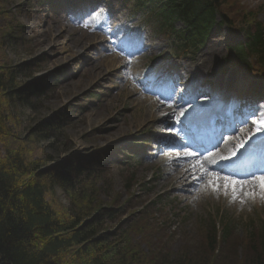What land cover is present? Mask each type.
Returning <instances> with one entry per match:
<instances>
[{
	"label": "rangeland",
	"instance_id": "rangeland-1",
	"mask_svg": "<svg viewBox=\"0 0 264 264\" xmlns=\"http://www.w3.org/2000/svg\"><path fill=\"white\" fill-rule=\"evenodd\" d=\"M62 1L53 8L31 6L27 0H0V73L6 72L3 74L7 81L14 78L18 87L14 99L0 90V98L5 101L1 108L5 110L4 127L10 129L1 134L6 137L0 141L1 158L9 144L12 151L23 145L28 160H36L42 171L51 172L61 163L78 165L87 161L85 164L90 166L91 159L105 156V166L98 167H107L108 173L102 171L103 177L91 196L97 198L93 205L115 210L114 219H105L100 232L115 234L105 237L106 245L103 244L109 246L112 261L115 248L125 246L115 245V241L121 242L129 231V248L142 252V264L249 262L257 250L253 247L257 241L247 236V220H255L256 225L264 220V189L255 183L233 186L230 180L216 174L206 181V176L200 181L191 179L180 189L161 183L163 160L158 158H164L165 153L160 155L162 142L157 136H165L160 128L164 120H156L148 98L155 97L150 74L168 68L170 63H163L166 59L187 68L182 81L193 79L195 85L204 82L202 92H213L219 81L227 87L223 81L239 77L243 83L237 85L236 91L246 92V96L264 95V73L254 72L255 64L249 70L242 68L229 53L230 45L243 40V34L226 27L211 35L195 53L179 54L169 48L165 37L141 28L138 16L128 19L130 9L124 0H101L95 6L96 0H69L75 3L66 4H70L68 13L73 11L70 14L62 8ZM225 1L228 0H219L226 14L232 0ZM235 2L237 9L232 15L226 14L230 21L238 23L241 20L236 14L255 11L264 25V0ZM202 62L206 65L199 72ZM47 82L50 88L41 97L25 91ZM233 84L230 82L231 88ZM93 91L99 96L89 103L87 99ZM180 98L178 94L174 98L176 107L184 102L180 103ZM204 100L201 95L193 104ZM53 120L63 122L62 130L45 138L49 130L44 125ZM176 150L180 149L174 146L169 151L172 158L185 155ZM133 151L139 153L138 157L127 159ZM126 159L127 165H121ZM213 184L220 187V193L213 192ZM86 187L85 194L78 196L77 191L72 199L57 186L46 198L60 217H76L78 211L80 215L85 212L81 209L85 202L82 198L89 196L88 190L91 192ZM171 193L182 195L181 201L172 198ZM157 196V201L143 206V201L149 203ZM217 210L230 217L234 228L232 236L219 239L218 235L219 245H212L215 232L210 224ZM252 234L258 236V231Z\"/></svg>",
	"mask_w": 264,
	"mask_h": 264
},
{
	"label": "trees",
	"instance_id": "trees-1",
	"mask_svg": "<svg viewBox=\"0 0 264 264\" xmlns=\"http://www.w3.org/2000/svg\"><path fill=\"white\" fill-rule=\"evenodd\" d=\"M178 2L181 8L176 14H179L187 24L181 37L195 43L196 39L204 37L208 32L210 25L207 23L202 25V23L214 17L213 8L205 0H178ZM3 73H0V90L14 99L17 85L12 77L7 81ZM49 83L34 84L25 91L41 97L50 88ZM4 103V99L0 98L1 142L6 139L1 136L2 132L10 130L4 127L6 124L5 110H2ZM44 126H48L46 130H49V133L45 136L47 138L62 130L61 123L54 120ZM22 146L12 151L9 144L8 150L3 153L5 156L1 158L0 153V264H142L144 262L142 252L137 251L136 248H129L130 244L127 242L131 236L129 231L125 232L127 236H124L126 238H122L121 242L115 241V245L118 246L125 244L122 249L115 248V262L111 260V255H108L111 253L109 246H103L105 237L115 235L100 233L105 219H114L115 210L111 207L93 205L97 198H93L91 194H94L96 183L103 177V170L98 167L100 161H94L90 166L65 162L56 166L57 168L51 172L42 171L39 162L28 160V154L26 150L23 151ZM93 181L94 184L91 183ZM85 185L91 192L88 190L89 196L82 198L83 201L85 200L81 208L82 212L85 211L83 215L78 211L76 217L71 215L62 218L47 201V194L54 191L57 186L73 199L74 195L86 193ZM77 191L78 193L75 194ZM90 206L94 207V210L89 209ZM228 228L229 225L225 226L226 232ZM260 235L259 251L256 250L254 257L246 264H264V228ZM211 244L217 245L216 240ZM253 247L257 249V245ZM64 256H68L67 260H62Z\"/></svg>",
	"mask_w": 264,
	"mask_h": 264
},
{
	"label": "bare ground",
	"instance_id": "bare-ground-1",
	"mask_svg": "<svg viewBox=\"0 0 264 264\" xmlns=\"http://www.w3.org/2000/svg\"><path fill=\"white\" fill-rule=\"evenodd\" d=\"M205 65H206V62H202L201 66H198L201 68V69H199V72L202 70V67ZM175 72H176V69H175ZM230 80L231 79H228L226 82L223 81L224 85H228L226 87V92H228V93H231V86L229 85ZM28 90H29V88H28ZM214 96H215V98L227 101V99H226L227 94L225 93V91L223 89H218V93ZM151 105L153 106V110L151 111V113L153 111H154L153 113H155V114L159 113V111L162 107L161 106L162 104L160 102H156L155 104L151 103ZM236 106H237V104H231L230 105V109H231L230 116H234L235 121L244 120V116H241L239 114ZM167 111H168V109H167ZM261 121H264V118ZM260 122L257 124L251 125V131L246 130L245 136H242V133H240L238 136L230 138L227 142L222 144L220 147L210 149L208 152L209 158L214 160L215 157L219 153L225 152L227 149H231L234 145H238L239 143L240 144L249 143V145H252V143H255L256 137L258 135H260V133L264 132V128H262L261 132H259V133L257 132V127H260ZM180 133L183 134V129H180ZM45 138H47V137H45ZM252 140H253V142H252ZM193 156H194L193 152L191 150H187V154L185 157H182L180 159H173L171 157V155L169 154V152H165V156H164L163 162L161 164V167L164 170V175L160 177L162 180L161 183H163V184L170 183L172 185V188H179L180 189V188H182V186H184V184H186L187 181H189L191 179H193L194 181L195 180L197 181L202 176H206L204 178V181L209 180L208 177L211 176L210 172L206 171L205 174H202V172H201L202 168L199 166L201 163L204 166L205 162H207L208 158H200L201 161L191 160L193 158ZM257 157H254L253 160H255ZM184 159H185V161H184ZM91 161L93 162V160H91ZM80 162H81V164H84V165H87L85 163H88L87 161L86 162L80 161ZM179 165H180V167L177 168V166H179ZM262 177H264V176H260L257 179V182L259 185H261L260 179ZM247 181L248 180H243V181H238V182H240V183L246 182L245 186H248L250 183H253V181H251V182H247ZM213 185L215 188V190L213 192L220 193L221 192L220 187L217 186V184H213ZM245 186H243V190L245 189ZM172 196L173 197H179L180 199H182V197H183L182 195L179 196V195H175V194H172Z\"/></svg>",
	"mask_w": 264,
	"mask_h": 264
},
{
	"label": "snow or ice",
	"instance_id": "snow-or-ice-1",
	"mask_svg": "<svg viewBox=\"0 0 264 264\" xmlns=\"http://www.w3.org/2000/svg\"><path fill=\"white\" fill-rule=\"evenodd\" d=\"M183 114V113H182ZM262 128H264V121L260 122V127H257V132H261ZM240 147H244V144H241ZM233 155H235V153H233ZM231 183L233 184V186H235L238 182L236 181H231ZM260 184H261V188L264 189V177H262L260 179Z\"/></svg>",
	"mask_w": 264,
	"mask_h": 264
}]
</instances>
